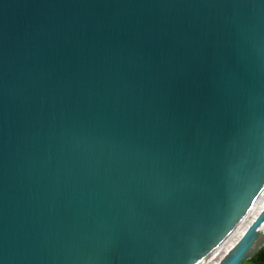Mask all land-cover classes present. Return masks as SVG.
<instances>
[{
    "label": "water",
    "instance_id": "water-1",
    "mask_svg": "<svg viewBox=\"0 0 264 264\" xmlns=\"http://www.w3.org/2000/svg\"><path fill=\"white\" fill-rule=\"evenodd\" d=\"M263 196L264 0H0V264H242Z\"/></svg>",
    "mask_w": 264,
    "mask_h": 264
},
{
    "label": "bare ground",
    "instance_id": "bare-ground-1",
    "mask_svg": "<svg viewBox=\"0 0 264 264\" xmlns=\"http://www.w3.org/2000/svg\"><path fill=\"white\" fill-rule=\"evenodd\" d=\"M264 205V196L261 198V200L259 201V203L256 205V207L253 209L252 213L249 215L247 221L244 222V224H242L240 226V228L238 229V231L234 234L233 238L235 236H237L243 229L244 227L247 225V223L252 219V217L259 211V209ZM262 229L264 230V226L262 227ZM231 238L230 241L226 242L223 245V250H225L227 248V246H229V244L231 243V240L233 239ZM222 253V250L220 251V253H218L215 257H213V259L208 263V264H213V262L216 261L217 257Z\"/></svg>",
    "mask_w": 264,
    "mask_h": 264
},
{
    "label": "trees",
    "instance_id": "trees-1",
    "mask_svg": "<svg viewBox=\"0 0 264 264\" xmlns=\"http://www.w3.org/2000/svg\"><path fill=\"white\" fill-rule=\"evenodd\" d=\"M242 264H264V246L253 257Z\"/></svg>",
    "mask_w": 264,
    "mask_h": 264
}]
</instances>
